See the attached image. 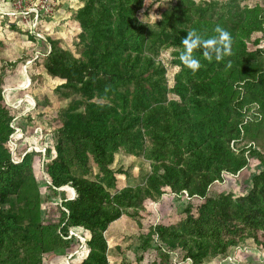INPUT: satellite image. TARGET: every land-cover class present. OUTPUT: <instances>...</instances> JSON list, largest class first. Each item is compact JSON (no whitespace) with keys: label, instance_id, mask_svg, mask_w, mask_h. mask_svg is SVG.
Returning a JSON list of instances; mask_svg holds the SVG:
<instances>
[{"label":"trees","instance_id":"16d2710c","mask_svg":"<svg viewBox=\"0 0 264 264\" xmlns=\"http://www.w3.org/2000/svg\"><path fill=\"white\" fill-rule=\"evenodd\" d=\"M155 4L162 19L149 24L137 17L142 9L146 15L149 11L144 0H83L73 14L81 30L80 56L74 58L50 43L44 69L62 81L61 87L68 91L64 95L72 99L58 128L55 156L45 166L47 189L53 197L55 188L66 185L76 193L58 207L60 219L55 226L41 219L30 156L14 164L5 148L10 129L2 120L0 88V264H39V255L49 249L43 243L59 244L70 228H81L89 235L88 254L80 264H107L103 233L141 193L149 198L165 192L186 193L189 200L179 224L159 225L155 234L167 251L179 249L192 264L225 254L247 239L264 248V170L253 176L250 191L235 200L207 190L221 171L236 172L246 165L242 152L231 150V141L236 150L242 148L238 143L252 145L251 157L264 151V49L251 56L258 67L247 66L245 58L250 55L236 66L245 48L234 34L236 26L244 25L238 19L244 13L237 0ZM209 11L217 26L226 30L231 24L234 54L208 60L202 49H194L192 55L201 66L192 71L178 58L181 40ZM247 14L249 30L264 33V13ZM213 35L208 31L202 36ZM168 47L175 49L171 86L165 68L156 61ZM243 79L254 101L232 98V114L221 116L220 107L227 105L222 97ZM166 93L173 98L165 106ZM211 93L216 100L209 98ZM247 105L258 109L243 114ZM145 137L152 140L148 148ZM119 151L153 156L156 165L144 188L115 190L110 166ZM94 167L93 180L71 172L76 168L90 174ZM142 241L166 257L153 240Z\"/></svg>","mask_w":264,"mask_h":264},{"label":"rangeland","instance_id":"374dc122","mask_svg":"<svg viewBox=\"0 0 264 264\" xmlns=\"http://www.w3.org/2000/svg\"><path fill=\"white\" fill-rule=\"evenodd\" d=\"M82 1L0 0V80L2 81L0 88L4 111L2 120L7 121L6 125L10 129L4 144L14 164H19L25 156H30L32 176L40 196L38 207L41 219L48 221L50 226L58 223L60 219L58 207H62V202L76 197L70 185L55 188L53 197L47 189L49 179L45 174L46 164L55 156L54 144L59 135L58 128L72 96L64 95L68 91L61 87L62 81L47 75L43 65L45 57L51 51V44H54L57 50L70 53L74 58L80 56L81 30L74 22L73 14ZM155 1L172 0H144V9L148 8L149 11L147 15L143 9L138 13L137 17L140 21L152 23L149 13L157 15ZM194 1L197 3L218 1L220 4L228 2V0ZM237 1L244 13L243 18L233 16L232 19L238 18L244 25L236 26L234 34L245 48L244 55L240 57L236 66L240 67V63H244V56L250 55L245 58L248 60L247 66L258 67L251 56L257 50L264 49V33L249 30V25L245 24L248 11L260 15L264 13V0ZM233 9L237 10L238 7L235 5ZM213 14L210 11L206 13L205 19L194 29L201 35L208 31L216 34L213 30L217 22L213 19ZM226 31L231 32V24L227 25ZM174 50L171 47L162 49L156 58L166 70L168 86H171V74L176 70L171 64ZM233 54L234 50L231 49L230 56ZM245 82L244 79L236 82L232 85L234 91L228 90L222 97H226L227 105L220 107L221 116L232 114L230 108L235 105L232 98L237 97L236 100L242 102L254 101L250 88L245 89ZM262 86L264 90V75ZM172 98L170 93H166L163 104L166 106ZM209 98L216 100L217 95L211 93ZM93 101L97 102V100ZM248 109L254 113L258 107L244 106L243 114ZM151 142L150 138L145 137V148L150 147ZM232 143L233 141L229 143L231 150L235 154L242 152L246 157V165L236 172L221 171L207 190L209 194L222 193L235 200L250 191L253 176L264 170V151H260L258 156L251 157L249 146L252 145L243 147V144L238 143L242 148L236 150ZM146 154L145 151L138 154L119 151L114 155L110 168L115 173L116 191L146 186L148 177L153 173V166L156 165L153 156L147 157ZM71 172L74 176L93 180L97 168L94 167L90 174H83L76 168ZM188 200L185 192L184 196L165 192L154 198L145 197L141 193L131 206L122 210L121 215L112 221L103 233L107 264H192L191 260L183 257L179 249L167 251L155 234L159 225L170 227L179 224ZM143 238L153 240L156 246L167 254L166 257L159 255L151 247L144 246ZM88 239L89 235L81 228L68 229L67 235L61 236L59 244L43 243L49 249L39 255V264H80L88 254L86 248ZM29 256L32 258V252ZM201 264H264V248L257 246L252 239L243 240L239 246L229 248L225 254L205 259Z\"/></svg>","mask_w":264,"mask_h":264},{"label":"clouds","instance_id":"9594fccd","mask_svg":"<svg viewBox=\"0 0 264 264\" xmlns=\"http://www.w3.org/2000/svg\"><path fill=\"white\" fill-rule=\"evenodd\" d=\"M152 18V23L155 24L156 20H161L159 15H153L149 13ZM216 35L203 37L197 30H188L185 36L181 40L183 46L182 51L179 53V60L186 67L192 71H196L200 68V60L192 55L194 49H202V55L208 59L213 58L217 61L221 60L224 56L231 54V35L228 31L216 26L213 30Z\"/></svg>","mask_w":264,"mask_h":264}]
</instances>
